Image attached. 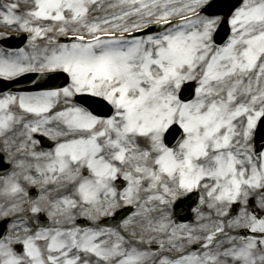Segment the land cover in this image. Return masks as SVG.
Masks as SVG:
<instances>
[{
    "label": "snow or ice",
    "instance_id": "6c2138e0",
    "mask_svg": "<svg viewBox=\"0 0 264 264\" xmlns=\"http://www.w3.org/2000/svg\"><path fill=\"white\" fill-rule=\"evenodd\" d=\"M97 2L32 0L23 14L16 3L0 6V20L29 33L33 49L0 48V78L64 74L67 81L64 87L0 97V135L20 126L23 139L17 150L31 149L35 161L26 165L17 160L15 167L23 174L13 171L4 178L0 195L12 203L0 215L19 207L16 198L27 195L25 183L63 181L62 187L71 186L69 195L51 202L42 193L29 201L30 213L44 212L47 201L49 217L85 206L90 219L120 217L127 227L144 216L148 228L163 234L170 249L183 252L184 241L201 243L202 250L162 256L160 264H222L221 256L232 264H264V254L256 256L257 249L264 253V214L258 217L241 208L229 226L261 238L229 237L230 246L222 253L211 248L224 234L223 224L203 238L192 231L182 237L178 228L185 225L169 231L163 210L159 219L150 215L172 205L179 215L201 188L211 201L209 207L223 206L217 209L221 215H227L233 203L246 206L249 193L256 190L264 209V153L254 160L248 147L258 121L264 122V0H242L225 21L231 35L222 44L216 43L221 17L209 11L210 0H118L112 6L120 11L105 17L91 15ZM153 25L155 32H143ZM137 31L142 34L134 35ZM52 32L68 42L49 39L52 47L38 56L35 41ZM77 97L81 102H74ZM105 105L111 107L109 116L90 110ZM25 114L32 118L25 119ZM45 138L54 141V147L37 151ZM241 141L242 148L235 147ZM199 200L203 204L204 195ZM11 227L26 234L0 238V264H79L74 250L93 254L105 264H146L165 246L164 239L136 231L131 236L138 239L126 240L112 228L38 226L32 231L23 222ZM153 240L156 252L138 247ZM14 244L22 246V253Z\"/></svg>",
    "mask_w": 264,
    "mask_h": 264
},
{
    "label": "rangeland",
    "instance_id": "374dc122",
    "mask_svg": "<svg viewBox=\"0 0 264 264\" xmlns=\"http://www.w3.org/2000/svg\"><path fill=\"white\" fill-rule=\"evenodd\" d=\"M12 1H13V3L18 4V6H19V8H18L19 14H23V13L27 12V8H28L27 6L32 5V0H12ZM112 5H118V0H98L97 4L93 6V10L91 12V15L92 16H95V17H102V15L108 9L115 8ZM117 7H119V6H117ZM1 25H2L0 27L1 30H5L7 32L14 31V30H19L18 27L15 26V25L9 26V25L5 24L4 22H2ZM19 31H21V30H19ZM52 33L55 34V35H59L56 32H52ZM3 37H5V35H1L0 34V39L3 38ZM35 45H36L35 53L38 56H42L43 55V49L45 47H52V45H49L48 40L45 41L44 37L43 38H40V39H37L35 41ZM0 48H2V47L0 46ZM23 48H25V50L26 51H29V52H32L33 51L32 47L29 45V43L26 44V46H24ZM61 104H63V102H61ZM13 111H15V112H17L19 114V109L13 108ZM25 119H31V118H29V116L25 114ZM21 130L22 129H21L20 126H16L12 130H10V133H12V136L13 135L16 136V138H14V137L12 138L13 140H12L11 143H15L17 145H20L21 144V141L22 140L20 139V135H17L16 134V133L20 134ZM138 143L142 147L145 146V142L143 140H138ZM25 163H29L28 160H25ZM56 194L58 195V193H56ZM52 199L56 201L58 198H56V199L55 198H48L49 201L54 202ZM46 207H47V210H49V206H48V202L47 201H46ZM8 208L9 207H4L3 208V211L6 210V209H8ZM0 212H2V211L0 210ZM133 223L138 224L136 222V218L133 219L130 224L133 225ZM130 224L127 227H131ZM121 227H124L125 228V226H124L123 223L121 224ZM90 228H93V229H101V228H98L97 226H94V225H91ZM195 229L192 230V228H189L184 233H182V230H181V233L186 236L189 231H192V233H193L195 231ZM150 231L151 230L148 227L143 228L141 226V227H139L138 233H141L142 232L143 234H145V233L150 232ZM202 231H203V229L200 228V233ZM199 235L200 234L195 235V236H199ZM164 238H166V237L164 236ZM217 246H218V244H217ZM139 247L143 248V246H139ZM42 251H44V255L46 256L47 255V251L46 250H42ZM162 256L163 255L159 252V253H157V255H154V256L149 257V259L147 260L146 264H160V259L162 258ZM98 261H99V259L95 255L89 254V253H84V254H82V256H80V262H79V264H96Z\"/></svg>",
    "mask_w": 264,
    "mask_h": 264
},
{
    "label": "water",
    "instance_id": "95a60500",
    "mask_svg": "<svg viewBox=\"0 0 264 264\" xmlns=\"http://www.w3.org/2000/svg\"><path fill=\"white\" fill-rule=\"evenodd\" d=\"M235 1H237V0H235ZM232 2H233V0H229V2L227 4L220 5V9H222L224 11L225 10H228L230 7H232V5H233ZM228 17H229V12H225V20L222 23V27L223 28H226L227 27V23L225 21L228 20Z\"/></svg>",
    "mask_w": 264,
    "mask_h": 264
},
{
    "label": "bare ground",
    "instance_id": "6f19581e",
    "mask_svg": "<svg viewBox=\"0 0 264 264\" xmlns=\"http://www.w3.org/2000/svg\"><path fill=\"white\" fill-rule=\"evenodd\" d=\"M204 218H202V220H203Z\"/></svg>",
    "mask_w": 264,
    "mask_h": 264
}]
</instances>
